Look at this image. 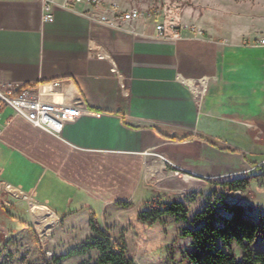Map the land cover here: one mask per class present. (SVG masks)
<instances>
[{
    "label": "crops",
    "instance_id": "0c3cea01",
    "mask_svg": "<svg viewBox=\"0 0 264 264\" xmlns=\"http://www.w3.org/2000/svg\"><path fill=\"white\" fill-rule=\"evenodd\" d=\"M56 1L55 20L46 22L43 0H0V86L39 91L61 80L68 102L85 104L61 137L11 107L0 110V234L25 227L20 210L28 196L67 222L81 217L88 225L107 205L160 196L143 186L151 158L208 180L258 173L264 46L256 42L264 35V0L205 20L166 8L132 29L99 21L90 6L65 9V0ZM158 24L167 38L157 37ZM175 27L183 28L179 39ZM197 77L206 78L201 95L200 81L187 82ZM189 177L175 184L192 189ZM259 188L255 180L231 193L243 195L238 203L254 220L264 215Z\"/></svg>",
    "mask_w": 264,
    "mask_h": 264
},
{
    "label": "rangeland",
    "instance_id": "374dc122",
    "mask_svg": "<svg viewBox=\"0 0 264 264\" xmlns=\"http://www.w3.org/2000/svg\"><path fill=\"white\" fill-rule=\"evenodd\" d=\"M129 3L138 8L156 10L163 13L166 8L180 12L183 18L205 20L207 15L221 13L230 16L238 3H249L253 0H116ZM155 155V154H154ZM150 164L143 177L144 189L151 194L160 196L150 197L144 203L116 202L107 205L99 214L101 224L107 228L116 238H122L128 245L130 257L135 264H191L188 254L191 252L192 239L184 234L192 229V220L195 214L207 204L216 200L221 195L220 191L214 194L215 187L208 179L200 178L183 170L172 168L167 161L151 158ZM151 160V161H152ZM162 163V166H160ZM238 174V173H237ZM239 174H246L245 171ZM195 185L192 189H181L175 182H184V178ZM231 177V176H230ZM213 179H217L213 177ZM173 182V185L170 183ZM219 190V189H218ZM256 191V188L253 189ZM260 190V188H259ZM241 193L229 194L232 203L241 204ZM37 201V200H36ZM175 202H183L187 205L188 219L177 220L174 216H165L160 222L149 225L140 220V214L144 210L156 206L166 207ZM242 205V204H241ZM10 207V206H9ZM20 213L25 219V227L12 231L11 234H0V264H42L41 250L48 258H54L66 254L74 247H79L90 241L94 233L87 220L81 217L67 222L66 216L58 215V222L48 229H37L31 216L28 199L22 200ZM221 214H226L221 210ZM35 217L42 226L51 224L44 216L36 214ZM90 222V221H89ZM262 239V240H261ZM257 249H264V238H261ZM234 253L241 259L240 249L234 245ZM100 253L91 250L86 255L65 259L62 264H81L83 260L95 262Z\"/></svg>",
    "mask_w": 264,
    "mask_h": 264
},
{
    "label": "trees",
    "instance_id": "16d2710c",
    "mask_svg": "<svg viewBox=\"0 0 264 264\" xmlns=\"http://www.w3.org/2000/svg\"><path fill=\"white\" fill-rule=\"evenodd\" d=\"M23 88L15 94L19 95ZM173 139L185 141L188 137ZM259 168L261 173L209 180L215 187L214 194L220 191L221 195L195 214L194 228L184 234L192 239V250L187 256L191 264H264V249L256 248L258 241L264 238V215L254 220L246 216L243 205L229 200L230 193L246 191L252 181L256 180L260 188L264 185V164ZM221 210L226 214H221ZM188 212L185 203L175 202L163 208L153 206L144 210L140 220L149 225L160 222L165 216L187 220ZM90 226L94 233L90 241L54 258H48L41 250L42 264H62L65 259L86 255L91 250L100 253L99 259L95 262L83 260L81 264H135L127 243L105 228L95 212L91 213ZM234 245L240 249L241 259L234 253Z\"/></svg>",
    "mask_w": 264,
    "mask_h": 264
},
{
    "label": "built area",
    "instance_id": "2783aa9c",
    "mask_svg": "<svg viewBox=\"0 0 264 264\" xmlns=\"http://www.w3.org/2000/svg\"><path fill=\"white\" fill-rule=\"evenodd\" d=\"M43 1L44 20L53 22L55 20L54 7L57 5V1ZM80 4L90 6L92 8L91 15L99 21L109 23L117 28L129 27L132 29L139 20H149L159 15L156 10L138 7L125 8L118 2H107L106 0H65L61 6L65 9H74ZM99 11L104 13L99 14ZM156 29L158 38H167L164 24H158ZM180 29L183 28H173V38L181 37ZM256 44L264 46V35L257 40ZM61 85V80H55L43 85L39 91L25 87L19 95L15 94L17 90L0 86V110L11 107L18 116L23 117L33 126L53 136L61 137L66 124L74 121L85 109L82 98L71 103L68 102L66 95L61 90ZM263 164H260L259 167ZM259 167L257 172L261 173L262 170ZM27 199L30 208L32 203H38L32 196H28Z\"/></svg>",
    "mask_w": 264,
    "mask_h": 264
},
{
    "label": "bare ground",
    "instance_id": "6f19581e",
    "mask_svg": "<svg viewBox=\"0 0 264 264\" xmlns=\"http://www.w3.org/2000/svg\"><path fill=\"white\" fill-rule=\"evenodd\" d=\"M196 81H200L202 83L203 87L195 88L196 93L198 95H201V94H203L205 92V89H204L205 86L204 85L206 83V78L205 77H197V78H194V79H191V80L187 79V82H190V84H194ZM149 163L150 162H148V164ZM34 210L36 211V214H41L40 215L41 217L44 216V218L46 219V221L48 223L53 221L54 219H55V221L52 222L50 225L47 224L45 226H42L41 225L42 221L40 222L38 220V218L35 217ZM30 211H31V216L33 218V222L36 225L37 229L40 230V231H43V229H48L50 226H53L59 220L58 215L53 210H51L49 207H47L45 205H42V204H39V203H32Z\"/></svg>",
    "mask_w": 264,
    "mask_h": 264
}]
</instances>
